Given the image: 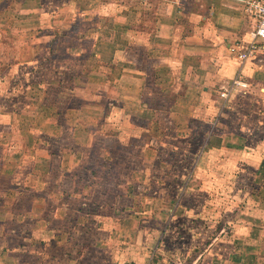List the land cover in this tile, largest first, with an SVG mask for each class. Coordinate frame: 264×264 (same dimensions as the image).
Wrapping results in <instances>:
<instances>
[{
	"label": "rangeland",
	"instance_id": "obj_1",
	"mask_svg": "<svg viewBox=\"0 0 264 264\" xmlns=\"http://www.w3.org/2000/svg\"><path fill=\"white\" fill-rule=\"evenodd\" d=\"M63 1L47 0L52 4L47 13L61 16L58 22L47 14L29 29L27 13H33L24 15L20 0H0V197L1 188H8L5 158H21L27 165L35 155L30 128L49 127L46 115L56 97L49 83L65 78L58 75L67 73L63 66L82 64V54L69 50L76 36L127 10L133 28L154 31L158 25L157 0H67L61 8ZM193 2L184 1L186 10L201 11ZM36 32L52 38L28 39ZM263 56L258 52L250 61ZM254 80L261 83L235 88L227 101H218L214 115L201 124L206 138L190 136L195 143L190 149L165 120L144 119L132 133L104 137L103 165L98 152H85L92 161L83 166L87 173H79L98 177L85 178L79 184L82 195L74 200L47 196L48 177L34 216L32 205L28 209L33 189L9 188L11 197L0 205V264H226L223 257H236L241 247L243 262L232 264H264V246L241 245L244 231L238 227L242 217L250 225L264 224V72H256ZM210 126L216 129L212 144ZM17 128L29 131V151L20 148ZM203 139L208 145L201 150ZM17 195L26 199L14 201V212L10 198Z\"/></svg>",
	"mask_w": 264,
	"mask_h": 264
},
{
	"label": "crops",
	"instance_id": "obj_2",
	"mask_svg": "<svg viewBox=\"0 0 264 264\" xmlns=\"http://www.w3.org/2000/svg\"><path fill=\"white\" fill-rule=\"evenodd\" d=\"M157 1L160 9L154 31L128 25L127 10L115 16L111 23L97 21L95 27L85 29L83 34L76 36L78 42L71 44L69 50L71 55L82 54V64L63 66L67 73L58 75L65 78L49 83L56 89V97L51 99L53 107L46 115L49 116V127L34 126L30 132L25 128L14 130L18 138L23 139L20 148L28 151L26 131L33 133L35 140L30 149L31 155H35L27 165L21 158H5L7 164L3 163V173L8 177V188H1L0 205L2 199L11 197L9 188L23 192L26 187V190L33 189L30 191L33 196L28 198L32 200L28 209L32 205L34 216L37 215L35 209L41 206L37 203L43 197V185L48 177L51 187L47 196L74 200L82 195L79 189L81 182L88 177L95 181L98 177L91 173L89 176L85 174V179L79 173L86 172L83 166L87 167L88 161H92L85 158V152L100 154L105 145L104 137L132 133V129L138 127L137 121L151 118L165 120L179 142L188 144L184 146L185 150L190 149L191 145H195L189 140L190 136L202 135L206 138L201 124L204 125V120L214 115L219 100L227 101L230 94L237 89L243 90L251 82L261 83L254 80V76L256 72H264V56L261 60L241 63L233 49L235 41H247L249 38L248 27L250 24L252 27V20L245 14L247 0H189L201 7V11H196L195 7L187 11L183 5L187 0ZM65 2L67 0L60 4L61 8L67 6ZM51 6L47 0H20L19 7L24 15L31 11L38 16L27 13L32 21L29 22L30 29L35 24L41 25L43 16L47 17V14L52 22L59 21L61 16L47 13ZM28 35V39L32 40L52 38L43 35V32ZM224 89L228 90V95L222 98L220 92ZM164 104L167 106L164 107ZM39 109L37 115L41 120L42 108ZM37 115L34 116L35 121ZM112 120L116 123H111ZM116 125L119 127L114 130ZM207 129L210 139L207 142L212 144L216 129L211 126ZM207 142L203 139L201 150L207 147ZM13 146L9 142L11 149ZM219 146L224 148L223 143ZM196 147L199 149V146ZM39 152L43 158H38ZM98 154L95 156L103 165L105 158L103 154H100L101 158ZM65 184H68L66 188ZM20 199L22 202L26 198L19 195L16 199L10 198L11 209L14 201L17 203ZM14 206L12 210L16 212ZM10 207L3 200L2 208L9 215ZM257 214L260 215L258 211ZM247 220L242 217L238 225L244 231L241 245L253 241L255 246H264V224L256 222L250 225ZM254 232H257V237ZM239 251L241 254L236 257H223L224 262H243V248Z\"/></svg>",
	"mask_w": 264,
	"mask_h": 264
},
{
	"label": "built area",
	"instance_id": "obj_3",
	"mask_svg": "<svg viewBox=\"0 0 264 264\" xmlns=\"http://www.w3.org/2000/svg\"><path fill=\"white\" fill-rule=\"evenodd\" d=\"M244 10L252 20V27L248 32V40L239 39L237 41L240 42L233 47L241 63L250 60L258 52H264V0H247ZM227 95V89L221 90L220 97L224 98Z\"/></svg>",
	"mask_w": 264,
	"mask_h": 264
}]
</instances>
